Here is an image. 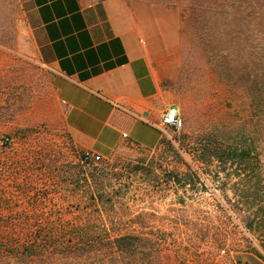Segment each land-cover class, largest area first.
<instances>
[{"label":"rangeland","instance_id":"rangeland-1","mask_svg":"<svg viewBox=\"0 0 264 264\" xmlns=\"http://www.w3.org/2000/svg\"><path fill=\"white\" fill-rule=\"evenodd\" d=\"M26 1L0 0V212L79 227L90 214L93 235L139 236L160 264H264V0L186 11L112 0L158 34L183 128L152 146L122 137L89 165L30 40Z\"/></svg>","mask_w":264,"mask_h":264},{"label":"crops","instance_id":"crops-1","mask_svg":"<svg viewBox=\"0 0 264 264\" xmlns=\"http://www.w3.org/2000/svg\"><path fill=\"white\" fill-rule=\"evenodd\" d=\"M23 12L84 148L103 153L122 137L141 146L157 142L160 114L179 112L157 33L112 0H27Z\"/></svg>","mask_w":264,"mask_h":264},{"label":"trees","instance_id":"trees-1","mask_svg":"<svg viewBox=\"0 0 264 264\" xmlns=\"http://www.w3.org/2000/svg\"><path fill=\"white\" fill-rule=\"evenodd\" d=\"M146 1L167 6L179 5L185 11L192 7L200 10L204 4L218 2ZM256 4L259 5L258 2ZM260 13L264 15V12ZM3 143L5 147L7 140ZM242 155L245 152L241 157ZM216 157L219 159V156ZM7 166L9 165L3 166L4 173L9 169ZM84 181L88 184V176H85ZM88 188L91 189V186ZM5 200L8 198L4 197L3 201ZM54 216L42 214L19 219L11 218V211L0 212V264H160L159 250L149 242L146 245L139 244V236L129 234L114 239L102 238L100 235H93L95 233L88 227L91 221H98L97 217L85 215L83 227H79L75 218L68 220L61 214Z\"/></svg>","mask_w":264,"mask_h":264},{"label":"built area","instance_id":"built-area-1","mask_svg":"<svg viewBox=\"0 0 264 264\" xmlns=\"http://www.w3.org/2000/svg\"><path fill=\"white\" fill-rule=\"evenodd\" d=\"M156 126L161 129L168 128L174 132H179L183 128V120L180 118L176 108L170 107L166 112L160 114L159 122ZM100 159L101 157L99 154L86 150L82 152L80 163L83 165H89L100 161Z\"/></svg>","mask_w":264,"mask_h":264}]
</instances>
